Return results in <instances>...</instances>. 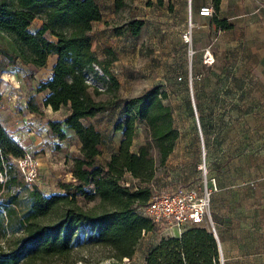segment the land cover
I'll use <instances>...</instances> for the list:
<instances>
[{
  "label": "trees",
  "instance_id": "obj_1",
  "mask_svg": "<svg viewBox=\"0 0 264 264\" xmlns=\"http://www.w3.org/2000/svg\"><path fill=\"white\" fill-rule=\"evenodd\" d=\"M157 1L163 5V0ZM211 1L215 27L231 29L233 25L219 17L222 0ZM113 4L119 12L128 0ZM37 20L44 26L33 31L30 27ZM102 20L96 0H0V64L5 58L9 65L41 69L55 58L52 74L40 83L38 92L45 94L46 108L67 110L64 120L49 121L52 134L64 140L71 131L80 143L70 170L74 181L61 182V193L46 195L38 186L26 184L15 163L25 149L0 120V176L5 178L0 180V237L17 235L0 245V264H122L135 256L144 233L155 232L153 221L140 209L158 190L152 187L158 167L174 152L181 133L162 86L138 96L121 95L112 67L117 52L106 46L105 57L100 58L92 45L94 25ZM145 24L142 18H132L115 26L113 34L137 38ZM92 76L102 86L92 83ZM1 83L0 77V90ZM193 105L203 132V114L198 116L194 101ZM29 107L32 113L41 111L37 103L30 102ZM112 111L117 114L114 130L123 138L103 163L102 132L87 120ZM140 127L145 142L134 152ZM128 174L132 179L126 185ZM84 248L88 253L78 256ZM93 248L101 256L94 257ZM218 257L214 234L205 227H192L181 237H163L151 247L144 264H218Z\"/></svg>",
  "mask_w": 264,
  "mask_h": 264
},
{
  "label": "rangeland",
  "instance_id": "obj_2",
  "mask_svg": "<svg viewBox=\"0 0 264 264\" xmlns=\"http://www.w3.org/2000/svg\"><path fill=\"white\" fill-rule=\"evenodd\" d=\"M96 1L102 9L103 20L95 25L92 45L101 58L105 57L104 47L106 46L112 47L117 52L118 60L112 67L121 83V95L123 97L138 96L153 87L162 86V89L169 94L167 103L173 109L175 126L181 133L174 152L164 165H159L152 187L161 191H174L198 182L200 174L197 168L205 156L210 172L218 179H223L225 183V188L221 190L220 187L217 195H214L210 207V217L215 222L214 226L218 230L219 237L223 234L229 242L228 251L225 252L223 248V252L221 248L225 264H246L244 257L241 258L242 247L246 245L240 228L242 219L237 217L236 213H239V209L242 208L243 201H250L257 196L254 189L258 186L257 181L253 180V174L246 177L240 175L241 159L247 162L256 161L255 127L260 115L242 114L239 108L240 99L223 97L224 94H221V91L219 92L221 97L213 99L208 95L211 81L202 82L194 79L190 83L191 78L200 77L201 74L223 75L225 70L229 71L225 67H212L214 62L213 65L196 66L200 63V55L194 44L186 45L182 38L183 33L190 29L193 36L195 30L190 0H187L189 1L187 17L177 22L176 19L166 20L168 14L164 10L172 6L166 0L163 1V8L157 0H128L127 6L119 12L114 9V0ZM136 17L144 19L146 23L139 37L125 39L113 35L115 26ZM43 26V22L37 20L33 29H40ZM228 54L227 58L230 57L232 60L246 57L245 50L230 51ZM54 60L55 58H51L48 66L41 69L21 63L9 65L5 58L1 59L0 64L1 121L10 128V132L14 134L12 136L19 138L24 133V141L18 142L40 162V178L29 187L38 186L46 195L61 193L60 183L73 181L70 170L74 158L79 155L80 144L71 131L67 132V138L64 140L52 134L49 121L64 120L67 110L63 108L55 114L50 107L44 106L45 94L38 92L40 83L51 76ZM179 77L183 78L182 81L178 80ZM188 79L189 87L186 85ZM91 81L102 86V83L97 82L93 76ZM197 81L202 86L206 85L204 88H207V91L203 90L200 96L197 92L199 89ZM226 86L227 83L223 82L221 88L225 89ZM193 101L196 103L198 116L201 110L203 113V122L206 126L203 132L200 119L194 111ZM30 102L38 104L40 113L31 112ZM232 104L235 106L231 108ZM112 122L113 119L106 115H99L94 119L98 129L105 128ZM47 126H49L48 129ZM112 126L109 125L105 133L111 130ZM142 138L137 139L132 151H139L141 143L145 142L141 141ZM107 142L103 143L104 154L99 158L103 163L107 161L110 147H112L111 135H108ZM244 142H247L246 151L241 150L244 148ZM15 163L24 178L19 162L16 160ZM247 180L251 181L247 182ZM250 182L255 183L252 185ZM243 183L249 184L243 186ZM259 197V201H263L262 196ZM93 204H89V207ZM232 219H237V222H233ZM260 220L262 221L263 218ZM217 224L222 226L219 227ZM212 228L210 223L207 229L212 231ZM157 234L161 235L157 231L152 235ZM14 236L17 235L9 232L6 238L11 240ZM145 238L137 246L135 256L132 259H125L122 264H142V252L149 241ZM7 239L0 237V245L5 246ZM253 239L255 240L256 236ZM261 244L264 245V242L262 241ZM249 245L256 246L257 243L252 241ZM92 252L94 257H99L102 253L97 248H93ZM87 253L88 249L84 248L80 250L78 256L82 257ZM258 263L264 264V259ZM60 264L64 263L60 262ZM249 264H256V262L250 261Z\"/></svg>",
  "mask_w": 264,
  "mask_h": 264
},
{
  "label": "crops",
  "instance_id": "obj_3",
  "mask_svg": "<svg viewBox=\"0 0 264 264\" xmlns=\"http://www.w3.org/2000/svg\"><path fill=\"white\" fill-rule=\"evenodd\" d=\"M166 1L172 4L171 8L164 10V12L168 14L166 15V20L172 21L176 19L177 22L187 17V7L189 1ZM163 5L161 8H163ZM204 6H212V1L190 0V7L192 8L195 24L193 44L196 47V51H198L200 55V63H197L196 66L207 65L204 63V53L208 50L210 54L214 56V66L212 67H225L229 69V71L225 70L226 72L223 75H211V73L208 75L201 74L200 77L196 76L195 80L212 82L209 87L208 95L213 99L221 97V94H224L223 97L228 99H240L241 104L239 105V108L242 114L247 113L260 115L258 124L255 127V131L257 132L256 161L247 162V160L241 159L242 164L240 170V175H243L244 177L253 174V180L257 181L256 185L258 186L254 189L257 196H254V199L250 201H243L241 204L242 208L239 209V213H236V216L242 219L240 221V228L242 232V239L244 240L243 242L246 243V245L242 247L241 258L244 257L246 264H249L250 261L259 264L258 262L264 259V245L261 244L262 241L264 242V0H222L219 17L220 19L228 20L229 23L233 25V27L229 30L217 29L213 24L211 17L200 15V9ZM100 22H96L95 25ZM33 25L30 28L33 31H37L39 28L33 29ZM237 50H245L246 57L234 60L230 57L227 58L230 54H228V52H234ZM54 64L55 60L51 67H53ZM198 81L197 83L199 89L197 92L200 96L203 90L207 91V88H204L206 85H200ZM223 82L227 83L225 89L221 88ZM220 91L221 94L219 93ZM215 102L216 100L214 101V104ZM234 106L235 104H232L231 108ZM225 108L229 109L227 107ZM61 110L52 111L56 114ZM201 114H203L202 110ZM104 115L113 119L112 123H108L105 128L100 129L102 132L103 143L108 141V135L112 136V147H110L108 157V159H110L111 155L118 149L123 136L122 132H116L114 130V119H116L117 114L112 111ZM87 122L94 123V119H89ZM2 124L11 135H14L10 132V128L6 127L5 122H2ZM109 125H113V128L105 133V129L109 128ZM48 127L49 126H47V129ZM23 136H25L24 133L21 134L19 138L17 136L13 137L17 141H24ZM140 137H143L141 141H145V135L143 133V128L141 127L138 129V133L134 139V144L137 139H140ZM244 143V148L241 150L246 151L245 147L247 146V142ZM141 144H143V142ZM212 175L215 174L212 173ZM255 177L257 179H255ZM126 178L131 181L132 176L128 174ZM218 180L221 190L224 189V180ZM249 181L251 180H247V182ZM250 183L254 184L255 182ZM247 184L249 183H243L242 185L244 186ZM215 195H217V193ZM259 196H262L261 200L263 201H259ZM215 212L219 214L218 211L215 210ZM262 218L263 220L261 221L260 219ZM232 221L237 222V219H232ZM221 226L219 225V227ZM205 228H207V226H205ZM153 233L154 232H150L147 236H145L146 238L144 237L149 241H147L142 252V264L145 263L146 255L151 247L158 244L164 237L161 233H159L161 235H152ZM221 235L222 236L219 237L217 230V237L215 236V238L217 239L218 246H221L222 250L224 248L226 252V250L228 251L229 249V242L225 237H223V234ZM254 236H256L255 240L253 239ZM252 241H256L257 245H249Z\"/></svg>",
  "mask_w": 264,
  "mask_h": 264
},
{
  "label": "built area",
  "instance_id": "obj_4",
  "mask_svg": "<svg viewBox=\"0 0 264 264\" xmlns=\"http://www.w3.org/2000/svg\"><path fill=\"white\" fill-rule=\"evenodd\" d=\"M199 13L202 16L212 17L214 9L212 6H204ZM182 38L186 45L192 46L191 29L183 33ZM213 62L214 58L207 50L204 53V63L212 64ZM96 70L102 73L98 66H96ZM17 161L24 173L26 184L28 186L34 185L40 178L39 160L25 150L24 156ZM197 169L200 174L198 182L174 191L155 190L148 204L140 209L144 215L153 221L155 232L161 233L164 237H181L189 228L205 227L211 223L213 227L211 232L217 237V230L210 217V207L214 195L220 189L219 180L210 172V166L205 156ZM0 178L1 181L5 180L3 175ZM123 182L129 185L128 181ZM149 233H144V236ZM218 251V264H225L220 246H218Z\"/></svg>",
  "mask_w": 264,
  "mask_h": 264
}]
</instances>
